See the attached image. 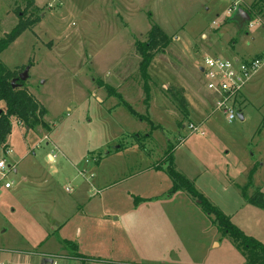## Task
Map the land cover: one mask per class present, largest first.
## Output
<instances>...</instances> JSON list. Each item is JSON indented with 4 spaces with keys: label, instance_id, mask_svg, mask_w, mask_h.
I'll return each mask as SVG.
<instances>
[{
    "label": "rangeland",
    "instance_id": "obj_1",
    "mask_svg": "<svg viewBox=\"0 0 264 264\" xmlns=\"http://www.w3.org/2000/svg\"><path fill=\"white\" fill-rule=\"evenodd\" d=\"M134 1L138 9L127 11L122 0H0V40L21 17L41 16L0 61L3 71L30 67L25 86L50 126L13 118L0 147L1 264H247L199 200L173 193L170 150L177 172L264 242V209L243 198L264 193V65L244 91V120L233 124L207 108L199 71L206 56L264 55V0ZM153 25L172 42L144 78L133 45ZM186 91L188 113L178 101ZM63 240L83 258L66 257Z\"/></svg>",
    "mask_w": 264,
    "mask_h": 264
},
{
    "label": "trees",
    "instance_id": "obj_2",
    "mask_svg": "<svg viewBox=\"0 0 264 264\" xmlns=\"http://www.w3.org/2000/svg\"><path fill=\"white\" fill-rule=\"evenodd\" d=\"M29 6H33L30 4ZM251 15L250 10H246ZM252 17V16H251ZM41 21V16L35 19H26L25 16L20 18L17 26L4 38L0 40V55L25 31L35 28ZM172 38L169 37L160 27L153 25L148 33L147 40L144 42L137 41L135 43L136 53L141 58L140 70L143 77H147L148 69L158 53L164 52L171 44ZM0 61V102L5 103V109L0 110V147L5 150L7 148L8 138L12 133V119H17L27 129H33L42 125L48 131L50 126L44 121L47 116V109L28 91L25 82L21 80L16 82V88L13 87L12 81L20 76V72L12 70H2ZM32 66V65H30ZM101 87L109 92V94H118L116 90L101 83ZM183 90H181L182 93ZM179 104L188 113L186 99L182 95ZM131 109V107L128 105ZM131 111H133L131 109ZM170 175L173 182V193L179 190L187 191L192 197L200 201L208 214H213L219 223L220 230L232 238L239 249H241L247 259V264H264V244L252 236L246 235L238 226H236L227 215L220 209L215 207L203 194L198 192L192 181L185 178L173 167L174 158L173 150L168 154ZM157 166V169H161ZM243 198L245 201L257 208L264 209V193L257 192L252 196H248L243 190ZM64 248L70 250L71 255L75 258L82 257L77 252V247L71 242L62 241Z\"/></svg>",
    "mask_w": 264,
    "mask_h": 264
},
{
    "label": "built area",
    "instance_id": "obj_3",
    "mask_svg": "<svg viewBox=\"0 0 264 264\" xmlns=\"http://www.w3.org/2000/svg\"><path fill=\"white\" fill-rule=\"evenodd\" d=\"M242 0H236L234 7H239ZM233 11V9H231ZM256 26L251 21L249 27ZM264 65V55L249 59L229 60L221 57L206 56L199 68L201 75L206 81V92L210 97L211 112L220 113L229 124L240 119L243 112V94L251 79L261 70ZM190 129L197 131L193 124ZM7 169L5 160H0V172ZM11 188L10 183L4 185ZM72 192V189H67ZM1 264V263H0Z\"/></svg>",
    "mask_w": 264,
    "mask_h": 264
},
{
    "label": "crops",
    "instance_id": "obj_4",
    "mask_svg": "<svg viewBox=\"0 0 264 264\" xmlns=\"http://www.w3.org/2000/svg\"><path fill=\"white\" fill-rule=\"evenodd\" d=\"M122 1H124V3L126 4V10H127V8H128V10L127 11H129L131 8H136V9H138V6H137V3H136V1H134V0H122ZM244 10H248V9H244ZM117 15H120L121 13L120 12H118V13H116ZM42 17H44V16H42ZM123 22H124V20H123ZM123 25V27H127V22H124V24H122ZM148 36V35H147ZM132 41L133 40H131V42L130 43H128L130 46L131 45H133V43H132ZM134 46V48H135V45H133ZM261 56V55H260ZM256 57V56H255ZM207 93V92H206ZM184 98L186 99V102H187V106H188V109H189V111L191 112L192 110H193V104H192V102H191V97H190V94L189 93H187V91L186 92H184ZM243 100H244V102L246 103L247 102V97H246V94L244 93L243 94ZM208 102H210V101H208ZM209 105H210V103H207L206 102V106H207V108H209ZM243 114V113H242ZM243 117H244V114H243ZM9 151V150H8ZM49 157L52 159V160H55V158H54V156L53 155H51V154H49ZM15 172H17V170H15ZM202 194V193H201ZM63 241H67V242H70V241H68V240H63ZM262 242V241H261ZM263 244H264V242H262ZM61 244H62V242H61ZM66 257H70V258H72V259H76L75 257H73L72 255H71V253L69 254H66L65 255ZM48 257V256H47ZM77 258H82V257H77ZM48 259V258H47ZM94 262H96L95 264H104V262H102V261H98V260H94Z\"/></svg>",
    "mask_w": 264,
    "mask_h": 264
},
{
    "label": "water",
    "instance_id": "obj_5",
    "mask_svg": "<svg viewBox=\"0 0 264 264\" xmlns=\"http://www.w3.org/2000/svg\"><path fill=\"white\" fill-rule=\"evenodd\" d=\"M238 13H239V16L241 17L242 21L248 22V24L252 21L251 15L246 10L240 9V10H238ZM29 70H30V67H27L24 70V72L22 74H20V76L18 78H16L15 80L12 81V85H13L14 88H16L15 84H16L17 81L21 80L22 82H25L28 79ZM240 120L241 121L244 120L243 114H240ZM45 264H54V260L48 258V259L45 260Z\"/></svg>",
    "mask_w": 264,
    "mask_h": 264
}]
</instances>
